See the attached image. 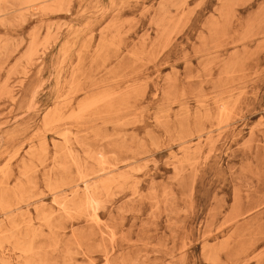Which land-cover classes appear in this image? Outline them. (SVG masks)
<instances>
[{
  "label": "rangeland",
  "instance_id": "rangeland-1",
  "mask_svg": "<svg viewBox=\"0 0 264 264\" xmlns=\"http://www.w3.org/2000/svg\"><path fill=\"white\" fill-rule=\"evenodd\" d=\"M0 264H264V0H0Z\"/></svg>",
  "mask_w": 264,
  "mask_h": 264
},
{
  "label": "bare ground",
  "instance_id": "bare-ground-1",
  "mask_svg": "<svg viewBox=\"0 0 264 264\" xmlns=\"http://www.w3.org/2000/svg\"><path fill=\"white\" fill-rule=\"evenodd\" d=\"M108 126V125H107ZM110 126V125H109ZM112 126V125H111ZM69 137V136H68ZM71 137V136H70ZM39 146V145H38ZM42 153V152H41ZM71 152H69V154H70ZM57 155V154H56ZM71 155V154H70ZM39 162H40V160H39ZM77 165H78V163H77ZM77 170V169H76ZM84 175V174H83ZM96 175H98V174H96ZM131 175V174H130ZM23 177V176H22ZM87 178V177H86ZM128 179V178H127ZM84 180H85V178H84ZM114 181V180H113ZM107 183H110L109 181L107 182ZM115 183V182H114ZM113 183V184H114ZM112 184V183H111ZM58 185V184H57ZM86 185V184H85ZM77 189V188H76ZM87 190V189H86ZM76 191V190H75ZM92 195V194H91ZM94 195V194H93ZM87 197V196H86ZM90 203V202H89ZM88 203V204H89ZM94 204V203H93ZM73 205V204H72ZM15 208V207H14ZM54 215V214H53ZM10 216V215H9ZM7 218V217H6ZM10 218V217H9ZM12 218V217H11ZM43 221V220H42ZM15 231V230H14Z\"/></svg>",
  "mask_w": 264,
  "mask_h": 264
}]
</instances>
